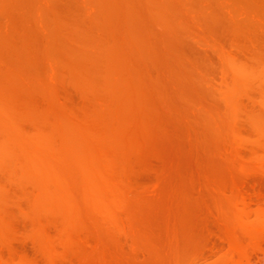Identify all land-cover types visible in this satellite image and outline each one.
I'll return each instance as SVG.
<instances>
[{
	"label": "rangeland",
	"instance_id": "374dc122",
	"mask_svg": "<svg viewBox=\"0 0 264 264\" xmlns=\"http://www.w3.org/2000/svg\"><path fill=\"white\" fill-rule=\"evenodd\" d=\"M223 51L228 53L225 54ZM223 54L226 58L230 56L229 63L232 58L230 64H245L252 69L257 68L258 61L264 62V0H0V92L7 99L11 96L12 102H16L15 106L23 113L26 112L25 114L36 118L42 112L41 116L36 118L42 119L45 116L52 118L53 114L57 115L63 110L80 113L83 109H89L88 113L95 117L94 119H97L98 115L103 117L107 115L109 118L121 98L128 94L129 88L135 87L133 95L135 94L137 102L129 107L130 111L132 109L144 111L145 114L151 112L150 118L154 119L152 118L149 125H152L150 126L153 131L147 140L150 145L156 146L154 148L158 152H163V157L165 156L162 169L158 168V173L148 169L140 172V177L144 176L145 184L149 182L144 189V196H161L166 200L150 215L148 213L143 215L145 220L152 224L157 223L158 226L167 215L178 214L179 211L194 214L197 210L195 203H184L180 197L173 194V190L176 189L175 185L180 188L183 186L182 189L189 193L191 191L192 194L193 189L202 182L193 173L197 168L195 165L198 166L203 156V150L201 151L199 145L196 147L193 140L195 135L198 136L202 132L204 134L208 132L207 134L213 137L208 126L203 123L207 116L206 110L209 109L214 117L225 115L230 122L249 134L252 133L247 121L249 111L254 110L264 117V108L259 105V101L264 99L263 80L254 79L246 91L237 93V107L225 102L221 89L225 90L226 87L221 84V78L229 63L222 61ZM260 57L263 59L258 60L256 64L257 58ZM50 60H54L55 63ZM262 67L264 71V66ZM48 73L51 78H44ZM34 74L39 76L34 77ZM23 82H27L25 83L27 85L24 86ZM117 86L121 87L119 92ZM52 93L54 95L58 93V97ZM15 95L16 97H13ZM47 95L50 96L49 101L53 100L49 104L47 98L44 99ZM55 99L58 103L53 104L56 102ZM96 99L98 103L95 104ZM26 100L35 101L31 109L28 105L30 102L26 103ZM163 103L165 107L163 106L160 111ZM98 104L101 107H98ZM38 105L41 108L45 106L46 110L43 108L44 111L43 109L41 111L39 108L37 113ZM77 105L81 107L79 111ZM67 106L69 107L66 108ZM164 108L168 112H163ZM162 112L166 115L161 114ZM28 120L29 118L21 120V125H27V128L23 127L32 130L33 122L30 119L28 123ZM160 122H163L164 127H161ZM136 124L145 125L139 121ZM155 128H158L157 131ZM165 130L168 134L164 132ZM155 139L161 144L157 141L154 143ZM239 148L243 149V146ZM190 152L192 153L189 154ZM190 155H193L192 160ZM181 158H184L186 163ZM258 159L264 168V154ZM181 162L184 164L180 165ZM253 173L247 175L250 178L246 176L248 182L251 184L253 181L256 185L264 187V171ZM1 178L3 176L0 172ZM181 178L185 180H179ZM23 188L31 190L29 184L10 187L11 191L5 199L8 201L4 200L2 203L3 209L5 207L6 210L15 212H11L14 218L11 219V223L15 231L12 237L15 239L10 238L9 241L11 240L13 244L10 242L7 244L14 251L39 259L37 246L26 233L31 228V218L24 212L27 201L20 195ZM202 211L206 213L205 210ZM207 215L206 213V218L210 216ZM211 218L213 217L207 219V224L211 225L209 228L213 232L206 231L205 235L208 240L211 241L213 238L216 240L212 241L219 243L214 231L216 222ZM169 221L175 223L174 218ZM49 227L52 232L53 227ZM96 234L101 238L103 246L120 255V262L124 264H172L168 259L159 258L153 252L145 251L143 243L139 242L138 247L133 248L123 233H116L118 235H115V240L118 242L108 239L102 229L97 230ZM163 238L165 240L162 234L161 247L164 246ZM0 250H5L1 242ZM253 256L254 258L256 256L254 254L251 256L254 261Z\"/></svg>",
	"mask_w": 264,
	"mask_h": 264
},
{
	"label": "bare ground",
	"instance_id": "6f19581e",
	"mask_svg": "<svg viewBox=\"0 0 264 264\" xmlns=\"http://www.w3.org/2000/svg\"><path fill=\"white\" fill-rule=\"evenodd\" d=\"M221 56L222 61L228 64L230 56L227 58L224 54ZM260 59L263 58H257L256 64ZM50 61L55 63L54 60ZM230 61L232 62V58ZM230 63L221 78V84L226 87L225 90L221 89V93L226 103L237 107L239 91H246L254 79L264 82V71H262L264 62L258 61L256 69L245 64ZM37 74L33 76H39ZM47 77H50L49 73L44 78ZM25 83L23 82V85ZM119 88L117 86L118 92ZM132 88H129L127 95L123 96L122 91L120 92L123 97L119 103L117 101L118 104L115 109L113 108L114 113L110 115L111 117L98 115L97 119L88 113L89 109H83L80 113L63 110V113L53 114L52 118L45 116L36 119L41 116L42 109H45V106L41 108L39 105L36 110L38 113L41 108V113L39 112L40 114L33 119L15 106L16 102H12L10 95L7 99L0 92V172L3 176L0 179V242L5 247L4 251L0 250V264H124L120 262V255L115 253V250L113 252L102 245L101 238L96 234L100 229L104 230L108 239L114 241H117L116 233H123L133 248H137L139 242L143 243L144 246H140H143L145 251L153 252L159 258L168 259L172 264H264V187L256 185L253 181L250 184L246 179V176L252 172L256 174V171H264L263 166L258 162V158L264 154V117L254 110L249 111L247 121L252 130L249 134L230 122L225 115L214 117L209 109L206 110L207 116L203 123L208 126L213 137L209 136L208 132L206 134L202 132L197 134L198 136L194 134L195 139L193 138L194 145L196 147L199 145L201 151L203 150V156L199 164L197 163L198 166L195 165L197 168L193 167L195 171L192 168L194 171L192 173L202 182L193 189L192 194L191 191L189 193L182 189L183 186L180 188L175 185L176 189L172 187L174 195L180 197L186 204L195 203L197 210L194 214H191L193 212L190 213L189 209L190 214L179 211L178 214L167 215L168 217L166 216L163 223L158 226L157 223L152 224L145 220L143 215L146 213L150 215L166 200L161 196H144V189L149 182L145 184L144 176L141 178L140 172L148 169L158 173L162 169L165 156L163 157V152H158L154 148L155 145H150L147 140L153 131H151L152 125H149L152 118L154 119V117L150 118L151 112L145 114L144 111L138 112L137 109L130 111L129 107L137 102V100L135 102V94L133 95L135 87ZM5 92L4 90V94ZM57 94L53 96L56 97ZM47 96L44 99L47 98L48 102H46L49 104L53 100L49 101L50 96ZM29 102L26 100V103ZM33 103L35 101L28 104L29 109ZM56 103L58 101L53 104ZM96 103H98L97 99ZM99 104L98 107H101ZM259 105L264 108V99L259 101ZM163 106L165 107L164 103L160 111ZM80 108L76 110L79 111ZM164 111L166 113L167 110L164 108ZM24 118H29L33 122L32 130L25 129L27 125H23L24 127L21 125V120ZM137 121L145 125L137 126ZM159 124L162 125L163 122ZM164 132L167 133L166 130ZM156 141L157 139L154 143ZM240 146H243V149H240ZM196 154L198 155V152ZM192 156L190 155L191 160ZM184 158H181L182 161L185 160ZM194 161L196 162L195 159ZM184 178L179 180L182 181ZM24 184L31 186V190L23 188L20 194L27 201L24 212L31 218V228L26 233L34 240L39 251L37 252L40 253L39 259L14 251L7 244L11 241L9 239L13 238L12 234L15 235L11 223L13 210L10 212L5 207L3 209L2 203L8 197L10 187H21ZM17 207L19 209V206ZM202 209L214 218L216 222L214 231L219 243L212 241L216 239L212 238L211 241L207 239L205 233L211 231L209 228L211 225L207 224L210 216L207 215L206 218V213ZM171 218H174V224L170 223ZM49 226L53 227L52 232L48 229ZM161 233L165 237L163 247H161ZM159 235H161L160 239ZM253 254L256 256V258L253 256L254 261L251 258Z\"/></svg>",
	"mask_w": 264,
	"mask_h": 264
}]
</instances>
